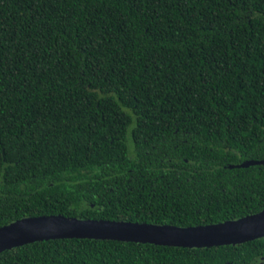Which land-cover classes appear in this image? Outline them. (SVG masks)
Masks as SVG:
<instances>
[{
    "label": "trees",
    "instance_id": "1",
    "mask_svg": "<svg viewBox=\"0 0 264 264\" xmlns=\"http://www.w3.org/2000/svg\"><path fill=\"white\" fill-rule=\"evenodd\" d=\"M264 0H0V226H194L264 210ZM264 237L58 238L0 264H256ZM264 264V263H262Z\"/></svg>",
    "mask_w": 264,
    "mask_h": 264
},
{
    "label": "water",
    "instance_id": "2",
    "mask_svg": "<svg viewBox=\"0 0 264 264\" xmlns=\"http://www.w3.org/2000/svg\"><path fill=\"white\" fill-rule=\"evenodd\" d=\"M264 161H247L243 165ZM264 237V210L218 223L194 226L79 218L64 214L26 216L0 226V252L58 238L113 239L182 247H210Z\"/></svg>",
    "mask_w": 264,
    "mask_h": 264
},
{
    "label": "flooded vegetation",
    "instance_id": "3",
    "mask_svg": "<svg viewBox=\"0 0 264 264\" xmlns=\"http://www.w3.org/2000/svg\"><path fill=\"white\" fill-rule=\"evenodd\" d=\"M262 263H264V257H261L256 264H262Z\"/></svg>",
    "mask_w": 264,
    "mask_h": 264
}]
</instances>
